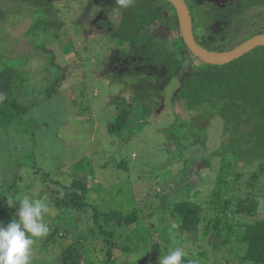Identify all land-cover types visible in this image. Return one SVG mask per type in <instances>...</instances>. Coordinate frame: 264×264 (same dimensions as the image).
Returning a JSON list of instances; mask_svg holds the SVG:
<instances>
[{
    "label": "rangeland",
    "instance_id": "1",
    "mask_svg": "<svg viewBox=\"0 0 264 264\" xmlns=\"http://www.w3.org/2000/svg\"><path fill=\"white\" fill-rule=\"evenodd\" d=\"M204 1L224 8L229 0ZM90 3V0H53L50 13L44 14L24 0H0V11L4 13L0 19V68L9 66L16 70L15 96L31 105L29 118L6 124V128L0 125V137L9 145L0 148V167L5 168L0 179V195L22 200L25 186L36 177L26 168L31 169L36 164L61 185H69L73 177L84 180L90 187L91 198H96L100 204L113 201L112 208L116 202V208L127 213L137 208L142 215L153 214L154 217L144 220L149 227L144 232L135 228L124 231L127 240L119 244L128 251L119 248L113 254L115 264H159L160 258L175 248L196 254L200 244L197 240L203 238L201 231L186 235L172 227L174 220L168 212L155 214L165 198L163 195L170 197L177 184L185 180L186 175L181 170L193 159L212 161L209 167L201 164L203 169L197 170L194 162L189 167L190 200L206 208L212 190L222 177L230 175L234 180L236 173H242L240 187L234 191L238 205L229 211V219L238 223L235 225L238 231L243 223L264 219V212L247 215V207L253 205V200L264 203V174L251 197L245 188V181L261 164L248 156H236L238 148L235 144L232 146V142L239 139V134L235 135L232 125L224 130V120L215 113L218 104L190 108L185 100L176 99L183 77L199 64L195 57L192 55L185 60L186 69L182 74L162 84V97L149 99L153 106L145 111L144 106L134 103L139 98L133 84L137 80L124 77L120 83L115 78H120L121 72L113 51L116 50V54L118 50L128 51V44L111 42L106 35L95 31L96 27L100 28L98 20L114 26L119 23L121 14L115 10L108 18L103 17ZM236 20V37L224 45L226 49L264 31V5L246 8ZM218 31L216 28L215 32ZM179 34L180 30H174L169 39ZM201 34L195 31V37ZM251 54L243 56L241 62L251 59ZM107 71L115 73L107 74ZM125 107L131 110V124L123 131V136H112L108 125L119 116V109ZM32 121H36L40 129ZM31 135L35 143L28 140ZM194 141L197 143L193 144ZM181 142L190 146L181 148ZM15 149L20 155L13 154ZM10 159L15 167L24 168V179L11 186L5 183L9 177L6 162ZM224 160L233 163L230 171ZM122 161L126 162V167L119 165ZM41 185L44 188V184ZM37 189L45 190L43 197H49L48 187H35L33 193L28 194L30 199H37ZM49 212L55 214V210ZM62 220L63 236L70 235L73 239L76 219ZM207 239L201 242L208 245ZM61 241L44 246V241L36 239L31 264H60V247L64 240ZM73 241L71 237L68 239V242ZM100 241L94 240L96 249L91 243L87 244L84 256L87 261L82 260L80 264H101L104 252H101ZM154 245H158V249ZM245 250L241 242L231 237V241L213 251L214 256L206 263L253 264L242 259ZM81 251L84 254V250Z\"/></svg>",
    "mask_w": 264,
    "mask_h": 264
},
{
    "label": "trees",
    "instance_id": "2",
    "mask_svg": "<svg viewBox=\"0 0 264 264\" xmlns=\"http://www.w3.org/2000/svg\"><path fill=\"white\" fill-rule=\"evenodd\" d=\"M24 1L33 6V9L44 14L50 13L53 2V0ZM90 2L97 8L96 11H101L103 17L108 18L115 10L121 14L119 23L114 26L109 22L98 20L97 26L100 28L96 29V27L95 31L106 35L111 42L120 45L128 44V51L118 50V54H116V50L113 51L115 58L119 61L121 79L116 76L117 80L111 77L120 83H123L122 78L124 77L137 80V83L133 84L139 98L134 103L144 106L147 111L149 106L150 108L153 106L149 99L155 96L162 97V84H166L173 76L182 74L186 69L185 60L192 56L181 33L178 37L169 39L172 31L179 30L175 8L168 0H131L127 7L117 3V0H90ZM186 2L193 16L194 33L195 31L202 33L196 35V39L202 46L213 51L228 50V48H224V45L236 37L237 16L241 15L246 8L264 5V0H229L224 8L204 0H186ZM3 16L4 13L0 11V19ZM230 26L235 27L230 28ZM216 28H219L218 32H215ZM260 33H264V31L257 34ZM200 37L201 39H199ZM249 38L251 37L244 40ZM244 40L241 39L238 44ZM251 53L249 52L251 59L241 62L243 59L241 57L223 66L207 65L195 58L199 64L190 70L191 72L187 76L183 77L181 87L176 94V99L185 100L190 108H198L207 104L214 105L216 102L218 109L215 113L224 120V130L232 125L237 133L235 135L239 134V139L235 138L232 142V146L235 144L238 148L236 156L240 158L248 156V158L260 162L258 170L252 172L245 181L248 197H251L250 194L255 189L257 181L264 174V163H262L264 161V47L255 48ZM15 71L9 66L0 68V95L4 97L0 101V125L5 128L6 124L20 122L23 118H29L28 115L31 114V105L25 104L15 96L17 89L14 85V82L17 81ZM114 73L107 71V74ZM119 110V116L108 125V131L112 136H123V131L129 128L132 121L129 118L131 110L126 107ZM32 122L38 127L36 121ZM38 128L40 129V127ZM195 136L197 137V134ZM3 140L4 137H0V148L9 146ZM28 140L35 143L34 135L28 137ZM125 140L127 139L125 138ZM196 143V141L193 142V144ZM189 146L183 142L179 143L181 148ZM13 154L20 155L17 149L13 151ZM211 161L202 158L187 161L186 167L181 170L182 174L186 175L185 180L177 184L175 193L170 194V197L163 195L165 198L162 199L161 207L157 208L158 211L155 214L158 216L163 215L165 211L168 212L172 215L174 224L177 225L175 229L186 233V235L200 234L201 231L203 238L197 240L200 244L198 246L196 244V254L191 253V250L184 253L183 264H189V262L207 264V259L214 256L213 251L231 241V237L241 242L246 248L245 252H242V255L244 254L242 259L253 264H264V219L243 223L240 225L239 231L235 228L238 223H233L235 220L229 219V211L237 208L238 203L234 199V191L240 187L239 183L244 174L236 173L234 180L230 178V175L222 177L220 183L212 190L206 208L198 202L190 200L191 189L187 185L190 175L189 167H192L191 164L194 162L197 170L203 169L201 164L204 167H209ZM224 161L226 162L225 166L229 167L227 171H230L233 163L228 160ZM23 162L25 161L23 160ZM6 163L8 167L5 171L9 177L8 181L4 182L11 186V184L22 181L24 168L15 167L11 159ZM35 165L31 169L26 168L30 174L36 177L25 186L26 190L22 196L28 197V194L33 193L35 187L42 189L48 187L46 191L49 193V197L47 198L43 197L45 190L37 189L35 191L37 199L44 200L50 209L55 210L54 215L48 212L44 216V221L50 228V232L45 240L40 239V241H44V246H49L56 241L64 240L60 247L62 253L60 264H80L86 258L84 256L87 244L91 243L89 245L96 249L95 244L98 240H101L99 242L102 245L100 249L101 252H104V260L101 264H115L113 254L119 248L122 251H128V248H122L119 244L121 240H127L128 236H124V231L135 228L141 233L149 228L145 226L144 220L154 217L153 214H145V212L142 215L137 208H133L130 213H127L122 208H116L118 206L116 202L112 208L110 204L113 201L100 204L96 198H91L90 187L84 180L73 177L69 185H61L60 182L52 180L51 175L44 171L43 167ZM119 165L126 167V162L122 161ZM2 169L5 168L0 167V179H2ZM3 195H0V224L7 223L8 225L13 219H19L15 214L20 204L17 197L14 200L12 195L9 197ZM31 199L34 200V198ZM166 199H170V202ZM12 202L13 206L10 207L9 204ZM252 203L253 205L247 207V215L253 216L264 212L261 202L253 200ZM67 217H73L74 221L75 219L77 221L73 227L75 229L72 233L74 234L73 242H68L70 237L73 240L72 236H63L64 233L60 230L63 224L62 219ZM57 237L62 239L58 240ZM204 237L208 238V242H206L208 245L201 242L205 239ZM153 247L158 249L159 246L154 245ZM135 263L138 264V262Z\"/></svg>",
    "mask_w": 264,
    "mask_h": 264
},
{
    "label": "clouds",
    "instance_id": "3",
    "mask_svg": "<svg viewBox=\"0 0 264 264\" xmlns=\"http://www.w3.org/2000/svg\"><path fill=\"white\" fill-rule=\"evenodd\" d=\"M117 3L127 7L131 0H117ZM3 99L0 95V101ZM19 204L16 213L19 219H13L6 227L0 224V264H31L32 247L36 239H44L50 232L44 221V216L50 208L44 200H33L25 196ZM9 206H13V202ZM261 207H264V203ZM172 227L176 228L177 225L173 224ZM183 257L182 249L175 248L160 258L159 264H183Z\"/></svg>",
    "mask_w": 264,
    "mask_h": 264
},
{
    "label": "water",
    "instance_id": "4",
    "mask_svg": "<svg viewBox=\"0 0 264 264\" xmlns=\"http://www.w3.org/2000/svg\"><path fill=\"white\" fill-rule=\"evenodd\" d=\"M175 8L179 21V30L190 53L207 65L223 66L229 64L258 47H264V33L257 34L238 46L227 51H213L202 46L195 37L191 10L186 0H168Z\"/></svg>",
    "mask_w": 264,
    "mask_h": 264
},
{
    "label": "flooded vegetation",
    "instance_id": "5",
    "mask_svg": "<svg viewBox=\"0 0 264 264\" xmlns=\"http://www.w3.org/2000/svg\"><path fill=\"white\" fill-rule=\"evenodd\" d=\"M257 35V34H256ZM255 36V35H254ZM229 50V49H228Z\"/></svg>",
    "mask_w": 264,
    "mask_h": 264
}]
</instances>
